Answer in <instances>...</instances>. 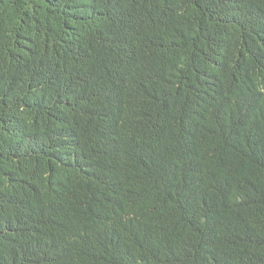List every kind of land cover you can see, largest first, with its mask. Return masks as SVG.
<instances>
[{
  "label": "trees",
  "instance_id": "obj_1",
  "mask_svg": "<svg viewBox=\"0 0 264 264\" xmlns=\"http://www.w3.org/2000/svg\"><path fill=\"white\" fill-rule=\"evenodd\" d=\"M0 264H264V0H0Z\"/></svg>",
  "mask_w": 264,
  "mask_h": 264
}]
</instances>
